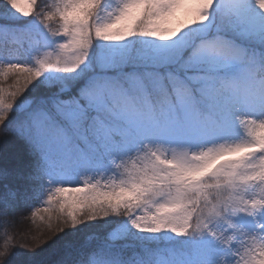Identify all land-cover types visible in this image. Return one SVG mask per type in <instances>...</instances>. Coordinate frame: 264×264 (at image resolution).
Masks as SVG:
<instances>
[{
  "label": "snow or ice",
  "instance_id": "snow-or-ice-1",
  "mask_svg": "<svg viewBox=\"0 0 264 264\" xmlns=\"http://www.w3.org/2000/svg\"><path fill=\"white\" fill-rule=\"evenodd\" d=\"M7 143L0 264H264V0H0Z\"/></svg>",
  "mask_w": 264,
  "mask_h": 264
},
{
  "label": "trees",
  "instance_id": "trees-1",
  "mask_svg": "<svg viewBox=\"0 0 264 264\" xmlns=\"http://www.w3.org/2000/svg\"><path fill=\"white\" fill-rule=\"evenodd\" d=\"M15 151V147L10 143L0 144V153L12 154ZM55 227L56 225L54 223L53 230L50 232L47 228L46 221L42 222L38 217L33 219L28 210L25 209L22 213H19L15 221L8 226L0 224V247H2L5 242V233L11 237V243L14 245H19L23 241L31 243L34 242L32 240L33 237H39L47 240V244L44 245V248L48 250V255L51 259H56L57 253L62 246V241L58 239V236L55 233ZM80 227L83 228V226ZM65 231L71 232L73 230L69 226L65 228ZM89 231H92V229H89ZM42 233L43 235H41ZM47 234H52V239H48ZM59 236L63 237V233H60ZM53 241H56V243L54 244ZM21 251H23V249H21Z\"/></svg>",
  "mask_w": 264,
  "mask_h": 264
},
{
  "label": "bare ground",
  "instance_id": "bare-ground-1",
  "mask_svg": "<svg viewBox=\"0 0 264 264\" xmlns=\"http://www.w3.org/2000/svg\"><path fill=\"white\" fill-rule=\"evenodd\" d=\"M53 235L52 234H47L48 239H52Z\"/></svg>",
  "mask_w": 264,
  "mask_h": 264
},
{
  "label": "rangeland",
  "instance_id": "rangeland-1",
  "mask_svg": "<svg viewBox=\"0 0 264 264\" xmlns=\"http://www.w3.org/2000/svg\"><path fill=\"white\" fill-rule=\"evenodd\" d=\"M11 144V143H10ZM6 148H7V146H6ZM19 244V243H18Z\"/></svg>",
  "mask_w": 264,
  "mask_h": 264
}]
</instances>
